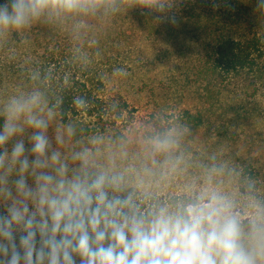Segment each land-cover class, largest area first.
I'll use <instances>...</instances> for the list:
<instances>
[{
    "label": "trees",
    "instance_id": "1",
    "mask_svg": "<svg viewBox=\"0 0 264 264\" xmlns=\"http://www.w3.org/2000/svg\"><path fill=\"white\" fill-rule=\"evenodd\" d=\"M173 10L175 24L130 0L49 11L24 27L0 29V67L59 115L74 155L86 153L89 168L103 170L96 158L108 150L134 145L147 154L170 145L179 128L213 123L226 106L237 112L250 89L264 93V8L256 0H173ZM145 45L153 47L151 61L173 65L166 80L180 82L193 96L167 128L156 112L110 91L105 81ZM232 96L239 100L229 104ZM3 119L0 115V125ZM99 144L106 147L98 149ZM124 188L122 194L132 193L145 211L199 201Z\"/></svg>",
    "mask_w": 264,
    "mask_h": 264
},
{
    "label": "clouds",
    "instance_id": "2",
    "mask_svg": "<svg viewBox=\"0 0 264 264\" xmlns=\"http://www.w3.org/2000/svg\"><path fill=\"white\" fill-rule=\"evenodd\" d=\"M130 2L176 23L173 0ZM96 3L4 0L0 29ZM38 104L35 95L13 100L0 125V264H264V206L247 223L218 195L141 210L132 193L122 194V174L90 169L86 153L73 155V167L53 148Z\"/></svg>",
    "mask_w": 264,
    "mask_h": 264
},
{
    "label": "rangeland",
    "instance_id": "3",
    "mask_svg": "<svg viewBox=\"0 0 264 264\" xmlns=\"http://www.w3.org/2000/svg\"><path fill=\"white\" fill-rule=\"evenodd\" d=\"M152 50L151 46H142L131 57L129 66L109 72L105 81L110 91L156 112L167 128L181 108L193 103V96L180 82L166 80L173 65L151 61ZM31 96L0 67V115L13 100ZM38 98V111L49 122L47 134L53 148L77 167V162L72 161L74 151L68 127ZM233 99L239 100L232 96L229 104ZM239 106L235 113L227 111L226 106L212 119L213 123L179 128L170 145L155 147L147 154L134 145L117 146L103 156L98 155L96 162L103 170L122 174L124 185H133L142 192L163 196L187 194L202 203L213 195L224 197L247 223L256 205L264 206V93L256 94L250 89ZM57 135L63 141L60 144L56 143ZM103 147L106 145H98V149Z\"/></svg>",
    "mask_w": 264,
    "mask_h": 264
}]
</instances>
